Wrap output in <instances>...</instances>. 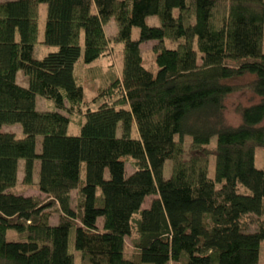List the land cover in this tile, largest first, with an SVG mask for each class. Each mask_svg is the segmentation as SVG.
Here are the masks:
<instances>
[{
  "label": "trees",
  "instance_id": "16d2710c",
  "mask_svg": "<svg viewBox=\"0 0 264 264\" xmlns=\"http://www.w3.org/2000/svg\"><path fill=\"white\" fill-rule=\"evenodd\" d=\"M42 1L41 41L56 49L34 57ZM111 17L120 70L93 64ZM19 182L57 203L56 220ZM263 240L264 0H0V264H260Z\"/></svg>",
  "mask_w": 264,
  "mask_h": 264
},
{
  "label": "rangeland",
  "instance_id": "374dc122",
  "mask_svg": "<svg viewBox=\"0 0 264 264\" xmlns=\"http://www.w3.org/2000/svg\"><path fill=\"white\" fill-rule=\"evenodd\" d=\"M46 15H47V3L45 1L40 2L39 4V19H38V38L39 40L37 41V43H35L32 54L34 57H42L43 55H45L47 53V51L49 49H56V46H50L47 45L45 43H43L41 40L43 39V34H44V28H45V21H46ZM147 20L150 23H158V18L155 15H150L147 17ZM116 21L114 19V17H111L105 24H104V29L106 34L108 35V37L110 39L113 40V34L116 31ZM139 35V27L138 26H133L132 28V36L134 38L138 37ZM111 48L110 51L108 52V54L100 56L99 58H97L94 62L96 63V65H101L103 66V68H107L108 65L110 63H112V66L114 69L120 70L121 66H122V42H115L114 40L111 41ZM158 43V40L155 39H148L145 41H142L140 43V49H141V56L143 59V64L148 67L150 70H152L153 72H156L157 70V62L155 59V55L156 52L154 50L155 48V44ZM165 43L168 46H171L172 43H170V41L168 39L165 40ZM200 59V57H199ZM95 70H97V67H94ZM84 70V68H83ZM79 73L82 72V69H80V67L78 68ZM118 72V71H117ZM248 77H252L250 74L245 75L242 79H246ZM16 79L19 83L26 85L27 84V78L26 75L23 73L22 70H18L17 74H16ZM98 86V82L95 81L94 83H90V82H85V97L89 98L94 91L96 90V87ZM249 87H246L245 89L240 88L238 92H235L232 99L229 100L228 106L229 108L226 109V116L228 118V120L232 123H237L240 119V115L239 113L233 109V105L236 103V101L238 100V97L244 101V102H248V98L250 96H252V92L250 90ZM238 96V97H237ZM36 106L39 109H53L56 107L54 101L48 97L42 96V95H37L36 97ZM79 116V115H77ZM79 117H72L70 119V123H69V127H68V131L71 133H76L79 130ZM84 119V116H83ZM2 129L5 130H12L15 131L18 135H22V126L19 122H10V123H4L2 125ZM216 137L213 136L212 140L215 141ZM255 162L257 164V166H261L263 164L262 162V153L261 150H258L256 152V156H255ZM21 163L19 165V179L21 177L22 174V167ZM133 165L131 164V162H128L126 164V168L127 171L130 172L133 167ZM37 167H38V162H36V167H35V178H37ZM214 168V158L211 157V161L209 164V172L212 173ZM171 172V160L169 158H167L165 160L164 163V174L165 176H169ZM16 190L17 192H25V193H30L33 194L35 196H37L41 202V204H44L46 202L50 201V205L45 206L48 210L52 211V217L51 220L54 221L56 220L57 214H58V207H57V203L55 201H52L53 199L51 197H49L47 194L41 192L40 190H38L37 188H35V186H27L26 184H21V182L18 183V185L16 186ZM72 194H76V189L72 190ZM76 195H74L75 197ZM102 217L100 216L98 218V221L101 222ZM252 229L256 228V225H252L251 227ZM264 241V240H263ZM264 263V242H262V249L260 252V264ZM145 264H152V263H145Z\"/></svg>",
  "mask_w": 264,
  "mask_h": 264
}]
</instances>
